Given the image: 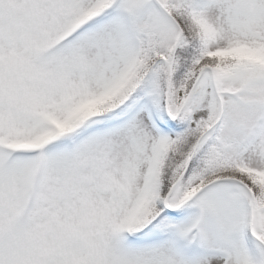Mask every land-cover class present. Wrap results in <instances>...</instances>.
I'll list each match as a JSON object with an SVG mask.
<instances>
[{"label": "snow or ice", "instance_id": "obj_1", "mask_svg": "<svg viewBox=\"0 0 264 264\" xmlns=\"http://www.w3.org/2000/svg\"><path fill=\"white\" fill-rule=\"evenodd\" d=\"M0 264H264V0H0Z\"/></svg>", "mask_w": 264, "mask_h": 264}]
</instances>
